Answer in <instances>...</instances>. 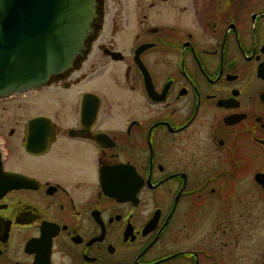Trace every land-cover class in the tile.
Masks as SVG:
<instances>
[{
	"label": "flooded vegetation",
	"instance_id": "af4514ba",
	"mask_svg": "<svg viewBox=\"0 0 264 264\" xmlns=\"http://www.w3.org/2000/svg\"><path fill=\"white\" fill-rule=\"evenodd\" d=\"M95 11L0 97V264H264V0Z\"/></svg>",
	"mask_w": 264,
	"mask_h": 264
},
{
	"label": "water",
	"instance_id": "95a60500",
	"mask_svg": "<svg viewBox=\"0 0 264 264\" xmlns=\"http://www.w3.org/2000/svg\"><path fill=\"white\" fill-rule=\"evenodd\" d=\"M100 0H0V97L40 87L83 58Z\"/></svg>",
	"mask_w": 264,
	"mask_h": 264
}]
</instances>
